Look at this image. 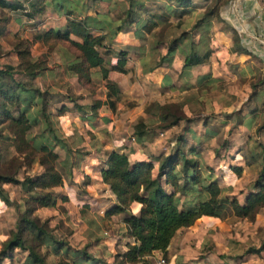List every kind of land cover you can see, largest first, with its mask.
<instances>
[{"label":"crops","instance_id":"0c3cea01","mask_svg":"<svg viewBox=\"0 0 264 264\" xmlns=\"http://www.w3.org/2000/svg\"><path fill=\"white\" fill-rule=\"evenodd\" d=\"M4 1L11 5H19L15 10L8 9L2 11L8 18L4 36L6 37L12 34L13 37L29 42L33 40L36 34L41 32L52 31L62 33L66 23V16L64 14L68 10L72 11L70 17L78 20L84 18L101 20V18L106 17L105 19H109L111 23H114L116 21L113 19L114 16L112 15V12L116 10L114 3H117V8L120 7L121 9H123L126 4L124 0H45V7L42 14L29 18L27 15L30 12L29 6L33 0ZM215 1L216 0H190V5L181 9L183 10V15L179 32H184L190 36L192 43L195 45L196 49L198 48L199 54L204 51V46L200 43V36L204 38L208 37V48L210 50L208 58L202 64L193 66L184 72L181 71V69L183 58L189 53L187 41L183 42L172 55L166 57L159 67L150 70V67L158 61V58L155 59V54L153 52L154 48H156V41L152 35L143 33L134 25H124L121 30L113 34V24L108 27L107 24L104 23L100 28L89 29V33L93 37L103 38L102 49L105 52L108 51L109 48H105L104 42L110 40L112 47L120 49L119 52H126V49L132 48L136 51V55L134 61L129 62L127 54L124 67L126 70L125 74L109 71L107 79L102 80L98 69L90 70V82H100L103 89H105L102 96L83 92V89L77 84L74 78L66 76L63 66L67 58L64 53L58 50L47 56L40 70L35 72L32 76L27 77L22 74L13 75L14 81L37 89L44 94V101L46 103L45 110L50 117L51 126L56 135L57 129L54 128V124L58 126L59 122V127L64 131V134L70 135L75 140L62 141L57 135L61 140L60 142H49V136L45 133H40L41 128L39 125L34 127L36 128V133L32 132L34 128L29 133V137H33L34 141H44V143L48 141L49 145H53V152L56 153L58 157L57 162H59L61 153L62 159L60 163L64 168L67 166L66 178L69 179V185L64 183L63 178V185L58 188L59 193H54L56 196L55 206L40 210L53 212L55 215L53 219L48 220L49 227L53 229L51 236L56 241L65 239V243H67L70 248L69 252H67L69 256V258L67 256V259H69V262L73 259V261L79 264L114 263L115 256L118 254L110 256L106 247L108 245L105 244L106 241L101 238L97 239L96 237L104 231L99 221L102 224H107L110 222V219L113 220L114 218L122 216L119 226L121 228L120 230L124 232L125 241L120 254L126 250V244H133V241L128 237L127 227L122 222V214L110 216L108 218L104 217V213L113 206L115 201L114 196L110 193L108 187L101 182L100 178V170L105 168L106 156L111 151L125 154L129 162L132 163L168 157L175 152L177 146H180L185 152L186 158L196 161L199 164L201 174L204 176L210 175V179L216 182L225 196L227 195L235 199V184L237 182H235L234 185H226L225 183V178L228 175H233L230 168L226 167L227 169L224 170L220 164L222 161L217 160L214 156L215 152L213 149L209 150L210 155L205 156L206 158L203 157V152L210 146L208 145L210 141H217V138L222 136L223 130L231 124V118H234L236 121L233 123V127L235 124V128L238 130L237 132L241 136L246 133L245 139L243 140L244 143L249 141V134L255 130V125L259 119V111L256 103L259 89L263 91V99L260 104L264 112V81L259 83L264 79V0H219V7L216 14L210 15L206 18L207 20L205 22H201L205 13L213 8ZM149 3L153 7L160 9L163 7L174 9L173 3L166 2L165 0H149ZM58 5L61 6L58 7ZM187 18L189 19L186 20ZM192 18L196 19L197 22L193 25L192 33H189L188 30L192 27ZM48 20L51 21V23L56 22L57 25L50 23L51 25L45 27ZM174 21L176 20L170 19L171 23H174ZM27 33L31 34L28 36ZM93 33H96V35ZM69 39L75 41L71 36ZM164 43L167 44V42ZM32 48L37 51L34 58H38L43 54V47L39 42H33L31 44V55H33ZM143 48H145L144 55H142ZM165 53L166 50L162 48L160 50V57L165 56ZM3 57L4 56L0 54V60H2ZM115 62L116 60L108 65L105 63V66H112ZM10 65L13 66V64ZM131 74H133L134 82L132 85L133 93L123 100H133L136 102L135 104L137 107H131L129 110L123 109L117 101L120 95L122 98V96L127 94L125 82L127 78H131ZM56 75L64 81H69L72 94L76 97L74 101L68 99V95L65 97L60 90H57ZM16 77L19 78L17 79ZM37 80L56 83L42 89L39 84L36 83ZM227 80L239 83L245 90L246 98L243 102L241 101L242 103L240 104L241 107H244V110H241L240 107H236L235 109L231 108L233 111L228 113L232 105L228 104L225 105V107H217L218 113L216 114H218V116L214 115V118L217 116L218 120L212 121L211 119L213 118H210L212 116H208L212 111L210 110V106L208 107L204 101L205 91L207 92V88L212 86V84L223 81L226 82ZM139 82L143 86H153L158 90L157 97L153 99L154 101L150 104V107L148 106V108H146L145 112L142 110V105L146 103L143 96L147 97V95L136 93ZM254 84H256V87L253 88L252 85ZM163 90H166L165 93H169V96H171V100L167 103H160L163 101V97L161 96ZM242 91L243 90H241V93ZM193 92L195 93L193 94ZM169 96H166V98ZM61 97L66 101L60 103L61 100L59 101V99ZM55 102L60 103L59 107L53 105ZM109 102L113 103V110L109 107ZM153 104L178 105L185 118L178 122L176 126L169 129H157L159 123L156 117H152L148 113ZM207 110L209 111L207 112ZM240 114L242 115L241 117L239 116ZM60 115H64V117H60ZM134 116H140V121L138 123H143L147 127H153V129L145 132V134L137 140L133 133V127L138 124L136 123L130 128L131 133L129 134L131 140L125 141V139H123L124 131L127 128L128 120L132 122ZM58 118H61L60 121H58ZM215 122L218 125H215ZM176 131H179V133L174 136L175 138L173 141L175 142H173L172 139L169 140L172 141L169 143L170 149L168 147L164 153L159 154H155L154 151H151L150 147L152 148V146H154V150H157L155 149V145L158 141H161L160 137L167 136L169 133H174ZM237 132L231 139L234 143L240 140L237 138V135H239ZM79 135L81 136L79 137ZM262 135L263 134H261V137ZM126 136L128 137L127 134ZM172 147L175 148L173 151L171 150ZM246 147L247 146H244L243 150L242 148L239 150V147H236L230 158L233 162L232 166L240 168L241 173H244V171L248 169L247 167H249L245 166L244 163L243 152ZM208 161H214L216 163L213 166L210 165ZM158 164L157 162L153 166L151 171L152 179L157 177ZM2 166L8 167L12 169L13 172H16V179L20 181L30 176L27 175L28 173H25L27 169L22 167L21 159L12 152L8 154ZM211 168H213V170ZM219 168L225 174V177H222L221 181L217 179L218 177H216V175L214 176V173L216 174ZM159 183L166 193L172 191L168 185L163 183V179H160ZM251 190H249V192ZM178 197L179 208H190L192 204H194V202L190 201L191 197L189 196ZM63 198H65V201H61ZM244 198L242 200H235L241 205L244 202ZM9 200L16 203L10 198ZM8 208H14V206L7 207L0 202V215ZM139 209L140 205L136 203H132L129 206L131 214L135 216L138 215ZM78 210H82L84 212H82L83 215L77 212ZM69 212H75L76 222L74 225L78 227L77 229L67 231L66 234L63 235V226L65 224L68 225L67 219H69L68 216H70ZM258 216L257 214L253 219H256ZM52 224H54L55 227H53L54 225ZM92 226H94L93 232L89 231ZM217 227L221 228V231L226 229V226L221 224L220 219L203 216L197 219L191 227L177 230L165 250L164 256L168 264L221 263L217 260V257L227 254V250L222 251L217 248V240L219 236L222 235L218 234ZM80 230L82 232H80ZM76 231L89 241H93L92 239H94V243H92V247L94 248L96 247L95 245L98 244H96V242H102V244L99 245L102 248L101 255L96 257L91 255L87 250L88 245H84L81 248H74L70 242H73L75 237L79 238V233H76ZM94 235L96 236L94 237ZM4 241L5 237L0 234V244ZM104 249L106 250L105 254L103 252ZM46 250L50 256L55 258L59 257L62 251L59 250L57 254H52L49 248ZM15 251L21 252L19 250H13V252ZM80 251H85L90 261L83 262L81 260H76L77 253ZM263 252L264 250L258 253L259 257L262 256ZM157 254L160 253L154 252L152 256H156ZM232 256V259L237 258L239 264H245L252 261L251 259L255 255L236 253V255ZM107 257L110 261H108ZM119 259L120 258H118V260ZM222 264L225 263L222 262Z\"/></svg>","mask_w":264,"mask_h":264},{"label":"trees","instance_id":"16d2710c","mask_svg":"<svg viewBox=\"0 0 264 264\" xmlns=\"http://www.w3.org/2000/svg\"><path fill=\"white\" fill-rule=\"evenodd\" d=\"M165 1L173 3L174 9L153 7L149 0H124L126 5L123 9L117 8L118 4L114 3L117 10L114 23L105 19L106 17L101 20L90 18L78 20L71 18L72 11L68 10L64 14L66 23L62 33L41 32L36 34L31 42L17 40L13 46L16 65L0 67V168L8 154L12 152L21 159L22 167L29 169L37 163L42 168V172L32 177H25L21 181L16 179V172L0 173L1 203L7 207L13 205L18 208L16 203L9 200L2 188L3 185L19 186L22 192L27 194L24 200L25 210L17 217L15 231L0 244V264L3 260L10 259L13 250L26 253L22 264H46L47 248L52 254H57L59 250H62L59 258L63 260V264H79L71 258L72 261L69 262L67 259V252L70 250L68 245L65 241L54 240L47 223L40 221L34 215L40 209L55 206L56 196L51 190L62 186L63 176L55 168L58 157L53 152V145H49L48 141L47 143L46 141L45 143L34 141L33 137H29V133L39 125L40 133L49 136V142H60L61 140L52 129L50 117L45 110L44 94L14 81L13 75L32 76L40 70L46 57L56 50L64 53L67 58L63 66L64 73L69 78H74L82 89L83 87L89 88L91 84V69H98L102 80L107 79L109 71L125 74L127 53L118 52L115 64L106 67L98 51L104 40L102 37H93L89 33L90 28H100L104 23L108 27L113 24V34L121 30L124 25H134L143 33L152 35L156 41V48L153 52L158 61L150 67V70L159 67L166 57L172 55L185 41L189 45V53L183 58L181 71L184 72L193 66L202 64L210 54L208 37L200 36L204 51L199 54L190 36L179 32L183 15L181 9L188 7L190 0ZM18 6L0 0V37L4 36L8 22L6 14L2 11L15 10ZM44 7L45 0H33L27 16L33 18L41 15ZM218 7L219 0H216L213 8L205 13L201 22H205L210 15L216 14ZM171 18L176 21L171 23ZM171 29L176 30L178 34L166 44L163 40ZM70 36L75 41L69 39ZM33 42H39L43 47V54L38 58H33L30 54V46ZM162 48L166 50V53L165 56L160 57ZM262 81L264 79L259 83ZM252 86L254 88L256 84ZM109 107L113 110L112 102H109ZM148 113L156 117L159 123L157 129L163 130L176 126L185 118L178 105L153 104ZM255 129L261 132L264 138V117ZM148 130L143 123H138L133 127L137 140ZM261 149L263 166L252 190L246 195L241 205L233 197L228 199L216 182L210 179V175L201 174L199 164L186 158L180 146H177L175 152L168 157L132 163L123 153L115 151L108 153L105 168L100 170V178L114 196L115 201L113 206L104 213V217L122 214V222L127 227L128 237L133 241L132 245L126 244V250L122 254L115 256V259H120L113 264H138L151 258L154 252H159L165 258V250L176 231L191 227L197 219L203 216L221 220L227 213H230L238 220L253 219L264 206V145ZM157 162L159 163L158 174L155 179H152L151 171ZM233 173L238 176L241 169L234 167ZM160 179H163V183L172 189L170 193L162 189ZM177 195L191 197L190 201L194 204L190 208H179ZM61 201H65V198ZM132 203L140 205L137 216L132 215L129 210ZM26 234H29L31 239H26ZM262 250H264V243L257 250L251 249L248 253L258 254ZM76 258L83 262L90 261L85 251L78 252Z\"/></svg>","mask_w":264,"mask_h":264},{"label":"rangeland","instance_id":"374dc122","mask_svg":"<svg viewBox=\"0 0 264 264\" xmlns=\"http://www.w3.org/2000/svg\"><path fill=\"white\" fill-rule=\"evenodd\" d=\"M125 4V3H124ZM126 5V4H125ZM115 12H112V15L115 16ZM112 16V17H113ZM115 19V18H113ZM189 18H187L186 20H188ZM196 19L192 18L191 21V29L188 30L189 33H192L193 30V25L196 24ZM51 21H47V24H45V27L48 25H55L56 22H52ZM57 25V24H56ZM190 26V25H188ZM31 33H27V35L29 36ZM94 35H96V33H93ZM178 34V32H176V30L171 29L167 32L166 37L164 38V42L169 43L172 38L176 37V35ZM17 40H23L17 37H13L12 34H9L8 36H4V37H0V46H1V51L0 54H2L4 57L2 58V60H0V67L2 65H16L17 60L16 57H14L15 55H13V46L17 43ZM23 41H27V40H23ZM105 48L108 47V51H104L102 49V47L98 50L99 53L101 54V56H103V59L106 63V65H108L111 62H114L116 60L117 57V53L119 52L120 49L118 48H113L112 47V43L110 40H106L104 42ZM31 48V46H30ZM128 48V47H127ZM125 50V49H122ZM126 53L128 54V60L129 62L134 61V57L136 55V51L134 49H126L125 50ZM36 49L32 48V54L31 57L34 58V56L36 55ZM145 52V48H143L142 50V55H144L143 53ZM135 63V62H133ZM258 73V72H257ZM17 79L19 77H16ZM56 82H47L44 80H37L36 83L39 84V86L44 89L46 86L49 85H53L54 83H56V88L57 90H60V92L63 94V96H69L68 99L71 100H75V95L72 94V88L69 84V81H64L63 79H60L57 75H56ZM34 84V83H32ZM133 74H131V78H127V81L125 82V86H126V90H127V94H125L124 96L121 95L119 96V100L117 101V103L123 108V109H129L131 107L135 106L137 107V105L135 104L136 102L130 99H125L124 98L128 97V95H131L133 93ZM70 87V88H69ZM55 90V91H57ZM241 90L242 93H241ZM260 90V91H259ZM257 94L258 97H256V103H257V108L259 111V119L258 122L256 123L255 127H257V125L261 124V121L263 120L264 117V112L262 111V105L260 104L261 100L263 99L262 95H263V91H261V89H259ZM117 91V89H116ZM166 90H163L162 92V97H163V101H161L160 103H167L168 101L171 100V96H169L170 94H166L165 93ZM83 92H88L89 94H94L96 96H102V94L105 92V89H103L102 84L100 82H92L89 86V88H85L83 87ZM136 93L138 94H142V95H147L143 96L145 98L146 103L144 105H142V110L143 112L146 111V108H148V106L150 107V104L154 101L153 99L155 97H157L156 95L158 94V90L155 89L153 86H143L141 85V83L139 82L137 85V90ZM195 92H193L194 94ZM120 94V93H118ZM243 94V95H241ZM245 90L243 89V87L237 83V82H231L230 80H227L226 82H220L217 84H212V86L207 88V92L205 91V102L206 105L209 107L210 106V110L212 112L209 113L208 116H212L210 118L212 121L213 120H218L217 116L218 114V110L217 107H225V105H232L229 109L228 113H231L230 111H233V109H235L236 107H240L241 110L244 108L243 106L241 107L240 104L245 100L246 96H245ZM234 95V96H233ZM248 95V94H247ZM166 96H169L166 98ZM245 96V97H244ZM147 99V100H146ZM61 100V101H60ZM60 103H62L63 101H66L63 97H61L59 99ZM242 101V102H241ZM59 102H55L53 105L56 107H59ZM213 106V107H212ZM70 107V106H69ZM231 108H233L231 110ZM244 110V109H243ZM209 110H207L208 112ZM195 114V113H192ZM136 115V114H134ZM217 115L216 118H214ZM194 116V115H192ZM240 117L242 116L241 114L239 115ZM60 117H64V115H60ZM225 117V116H224ZM59 119V118H58ZM61 119V118H60ZM60 119L58 121H60ZM227 119V118H225ZM140 121V116H134L131 120H128V124H127V128L124 131V137L123 139H125V141H130V134L131 133V127H133L134 124L138 123ZM222 121V120H221ZM220 121V122H221ZM130 122V123H129ZM231 124L227 126V128H225L223 131V134L221 137L217 138V141H210L208 143V148H206L203 152V157L206 158L205 156H209V150L213 149L214 150V156L217 158L218 161H222L220 164L222 165V167L225 169H227L228 167L230 168L231 172L233 175H228L225 179V183L226 185H234L235 182H237L235 184L236 187V192H235V199L236 200H242L247 193L249 192V190L252 189L253 184L255 183V181L257 180L259 174H260V169L263 166V162H262V158H263V151L261 149V147H263L264 145V139L261 137V132L259 133L256 129L251 132L249 134V141H247V143H244V139H245V135L246 133H244L242 136L237 132V128H235V124L233 127V123L236 122L234 118L230 119ZM215 125L216 124L215 122ZM54 128L57 129V135L61 138L62 141H75L73 139V137H71L70 135H66L64 134V131L59 127V122H58V126L56 124H54ZM149 130H152L153 127L148 126L147 127ZM128 129V130H127ZM33 133H36V128L33 129L32 131ZM236 132L239 134L237 135V138H239V141H236L234 143V141H232V136H234V134H236ZM179 131H176L174 133H169L167 136L164 137H160V142L158 141V143L155 145V149L154 150V146H152V148L150 147L151 151H154L155 154H159V153H164L165 150H167V148L169 147L170 149V145L169 143L172 142L174 140V136L176 134H178ZM126 134L128 135V137L126 136ZM81 135H79L80 137ZM170 139H172V141H169ZM175 142V141H173ZM178 144V143H177ZM177 146V145H176ZM247 146L243 152V156H244V163L245 166H249L247 167L248 169H244V173H240L238 176L233 173V162L230 160L231 155L234 151V149H236V147H239V150L243 147ZM211 147V148H209ZM175 148H171V150L173 151ZM249 150V153H248ZM62 159V154L60 153V159L59 162L55 163V168L57 169L58 172H60V174L63 176L64 178V183L68 184L69 179L66 178V172H67V166H65V168L61 165L60 161ZM210 165H213L216 162H212V161H208ZM218 165V164H217ZM227 167V168H226ZM213 170V168H211ZM210 169V170H211ZM211 170V171H212ZM42 172V168H40L38 166L37 163H34L29 169H27L25 171V173L27 175H30L29 177H32V175H37L39 173ZM0 173L1 174H12L13 170L9 169L8 167L5 166H1L0 168ZM216 175V177H218L217 179L221 181V178L225 177V174L223 173V171L217 170V173H214V176ZM63 185V183H62ZM251 187V189H250ZM2 188L4 189V191L6 192V194L9 196V198L11 200H13L14 202H16L18 204V208L14 207V208H8L5 212H3V214L0 215V234L3 235L5 237V240L15 231V224L17 221V217L20 213H22L25 210V204H24V200L27 197V194H24L22 192L21 187L19 186H13V185H3ZM59 188V187H58ZM55 188L52 189L51 192L58 194L59 189ZM227 196V195H226ZM228 199L231 198L230 196H227ZM18 211V212H17ZM77 212L82 213L83 211L78 210ZM70 216L68 220V225H64V230H63V235L66 234L67 231H70L71 229H77V225H74L75 221V212H69ZM84 213V212H83ZM82 213V215H83ZM35 216H37L40 221L46 222L47 226L48 225V220L53 219V217H55V215L53 214V212H46L44 210H38L34 213ZM74 215V216H72ZM258 217L256 219H251V218H247L245 220H238L236 218H234L233 216L230 215V213H227L225 218L221 219L220 222L223 226H226L225 230L221 231V228L217 227V232H219L218 234H222L219 236L218 240H217V248L221 249L222 251L227 250V254H223L220 257H217V260H219V264H222V262H224L225 264H239V261L237 260V258H233L232 259V255H236V253H243L245 254H250V255H255L253 256V258L251 259L252 261H250L249 263H245V264H264V252L262 254V256L259 257V255L257 253H248V251H250L251 249L253 250H257L261 244L264 243V206L259 210L258 212ZM85 216V214H84ZM71 219V221H70ZM122 216H119V218H114L113 220H109L110 222L107 224H102L99 221V224L102 225V230H104L103 232H101V234H99V236L94 235V237L96 236L97 239L101 238L104 239L106 241V246L107 247V251H109L110 256H114L116 254H120L122 251V247L124 245V241H125V235L124 232H122L120 229V222H121ZM73 222V224H72ZM97 222V221H96ZM52 223V222H51ZM98 223V222H97ZM54 225V224H52ZM55 227V225L53 226ZM50 232L53 231L52 228L49 227ZM219 230V231H218ZM91 232L94 231V226H92L90 228ZM80 232H82L80 230ZM73 233V232H72ZM76 233H79L78 231H76ZM82 234H78L79 238H74L73 242H70L71 245L74 248H81L84 245H88L87 250L89 251V253L91 255L96 256H100L101 255V246H99L100 244H102V242H96L97 245H95L96 247H92L94 243V239H92L93 241H89L87 240V238H85ZM222 236V237H221ZM26 239H31V236L29 234L25 235ZM65 239H63L62 241H64ZM67 244V243H65ZM103 244V245H105ZM113 248V249H112ZM104 254L106 252V250H103ZM13 253V254H12ZM10 254V259H5L2 261V264H22L24 261V258L26 256V253H22V252H12ZM230 253V254H229ZM232 256V257H231ZM248 256V255H247ZM257 256V257H256ZM108 258V257H107ZM106 258V259H107ZM155 256H152L151 258H148L147 260H145L144 262H140L138 264H152L153 260H154ZM105 259V261H106ZM232 260V261H231ZM108 261L109 258H108ZM118 261V259H114V263H116ZM238 261V262H237ZM46 264H63V260L59 257H52L49 255L48 251H47V257H46ZM243 264V263H242Z\"/></svg>","mask_w":264,"mask_h":264},{"label":"built area","instance_id":"2783aa9c","mask_svg":"<svg viewBox=\"0 0 264 264\" xmlns=\"http://www.w3.org/2000/svg\"><path fill=\"white\" fill-rule=\"evenodd\" d=\"M152 264H168V262L161 254H157Z\"/></svg>","mask_w":264,"mask_h":264}]
</instances>
